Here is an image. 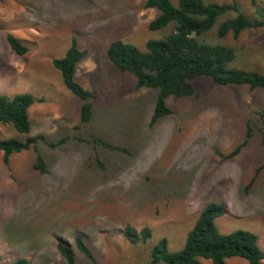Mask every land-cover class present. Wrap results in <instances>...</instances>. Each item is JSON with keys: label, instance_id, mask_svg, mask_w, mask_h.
Returning a JSON list of instances; mask_svg holds the SVG:
<instances>
[{"label": "rangeland", "instance_id": "374dc122", "mask_svg": "<svg viewBox=\"0 0 264 264\" xmlns=\"http://www.w3.org/2000/svg\"><path fill=\"white\" fill-rule=\"evenodd\" d=\"M176 2V0H172ZM231 2L233 0H207ZM257 18L264 0H236ZM145 0H4L0 1V94L30 92L29 133L0 124V138L44 134L38 143L48 172L35 168L33 148L13 153L9 164L0 153V261L26 257L28 264H67L57 247L62 240L76 251L77 264H94L77 247L81 236L98 264H140L150 260L163 237L175 251L210 202L227 212L216 219L228 233L247 229L259 237L264 252V143L255 132L233 157L245 137L248 119L264 108V90L246 85H218L195 77L196 94L168 96L172 113L151 123L158 89L138 87L136 78L108 58L113 40L145 49L163 38L149 23L157 16ZM220 17L207 40L233 46L232 66L264 74V28L245 30L239 38L217 36ZM12 33L28 46L19 55L7 40ZM77 40L86 51L76 80L92 92L93 114L80 122L82 99L64 84L53 60ZM79 126V128L77 127ZM69 136L64 144L50 142ZM98 137L118 147L94 141ZM152 229L146 242L125 237V226ZM202 264H214L199 258ZM227 264H249L234 256ZM264 264V261L263 263Z\"/></svg>", "mask_w": 264, "mask_h": 264}, {"label": "trees", "instance_id": "16d2710c", "mask_svg": "<svg viewBox=\"0 0 264 264\" xmlns=\"http://www.w3.org/2000/svg\"><path fill=\"white\" fill-rule=\"evenodd\" d=\"M144 5L158 11L157 16L149 23V28L160 32L169 29L167 33L163 38L148 40L145 49L121 39L113 40L107 49V55L119 70L135 76L139 88L158 89L152 124L172 113L167 103L168 96L186 97L196 94L192 80L198 76H207L218 85H246L251 89L264 90L262 72L232 66V62L237 58V50L233 46L207 40V35L220 17L231 12H235V16H227L219 23V38L232 34L237 39L245 30L264 28V10L260 6H257L256 10L258 17L251 18L241 10L236 0H145ZM7 40L17 54L28 52V46L14 34L7 33ZM85 54L86 51L78 47L74 38L66 54L53 60L54 66L62 73L66 87L82 99L81 124L87 123L93 114V94L75 77L77 64ZM34 101L33 95L27 91L14 95L0 94V124H12L17 131L29 133V109ZM256 115L258 117L252 116L248 119L244 139L225 156L226 158L238 154L242 147L248 144L256 128L261 132L264 143V108ZM44 139L45 135L42 133L24 140L16 137L0 138V153L4 163L9 164L13 153L33 148L37 153L35 168L41 173L48 172L45 159L38 148V143ZM68 139L69 136H66L49 144L51 147H58ZM94 141L110 149L118 148L98 137ZM226 212V204L216 201L208 203L189 230L185 245L181 249L170 250L168 239L163 237L153 246L150 260L140 264H202L199 258L209 259L214 264H227L226 260L234 256L247 260L249 264H262L264 252L255 232L237 229L224 233L220 230L216 219ZM124 234L132 242H146L152 236V229L145 226L137 230L127 224ZM75 240L78 249L94 264H98L84 239L77 236ZM57 247L67 264H77L76 251L71 245L60 240ZM4 264H28V259L19 257Z\"/></svg>", "mask_w": 264, "mask_h": 264}]
</instances>
